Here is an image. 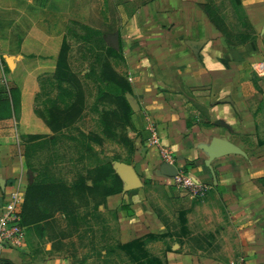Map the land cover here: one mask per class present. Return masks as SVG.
Masks as SVG:
<instances>
[{
  "label": "crops",
  "instance_id": "crops-1",
  "mask_svg": "<svg viewBox=\"0 0 264 264\" xmlns=\"http://www.w3.org/2000/svg\"><path fill=\"white\" fill-rule=\"evenodd\" d=\"M24 1L38 9L35 26L45 36H67L70 55L72 25L118 26L107 41L120 52L117 71L131 87L130 146L113 165L123 190L100 209L115 215L118 240L165 239L167 264H232L238 258L264 264V143L256 136L249 82L254 66L264 65V0H242L257 38L236 48L202 10L206 0ZM15 64L0 51V217L16 192L26 197L35 183L29 146L55 136L28 139L45 130L36 98L41 79L51 73L36 77L30 103L18 112L11 97ZM8 99L10 106H3ZM150 124L172 150L174 166L148 146ZM175 170L206 183V197L192 199L176 189ZM153 188L162 195L154 196ZM179 220L185 225L180 232L173 225ZM23 224L26 247L7 250L3 264H73L58 223L28 224L23 214Z\"/></svg>",
  "mask_w": 264,
  "mask_h": 264
},
{
  "label": "rangeland",
  "instance_id": "rangeland-1",
  "mask_svg": "<svg viewBox=\"0 0 264 264\" xmlns=\"http://www.w3.org/2000/svg\"><path fill=\"white\" fill-rule=\"evenodd\" d=\"M213 1L212 7L216 15L221 16L226 26L234 31V25L240 22L234 4L230 0ZM117 27V24H113L95 30L87 25L75 24L70 28L69 36L73 44L70 61L73 71L81 78L86 89V109L76 125L29 146L28 159L34 182L60 181L71 186L75 180L91 175L96 169L114 165L121 158L122 151L128 150L127 142L124 140L127 128L105 120V114L113 109L111 103L117 95L115 88L120 89L113 72H117V66L122 64L123 58L110 49V42L107 41L111 31ZM249 82L252 86L250 104L256 118V136L258 143L263 144L264 74L254 70ZM40 83L41 91L36 98L38 113L47 115L50 109H65L73 102L75 96L69 86L58 84L50 76L42 78ZM100 184L110 183L101 180ZM152 190L154 196L162 195L160 189ZM76 217L78 222L75 225H83L76 231L69 225L74 217L61 216L57 225L59 232L70 235L61 242L65 255L73 264H109L110 258L114 255L116 259L112 264H142L112 253V246L119 241L114 214L103 210H85ZM173 225L174 230L178 232L185 228L184 220H179ZM167 242L162 238L148 236L144 245L148 261L159 259L161 264H166L169 251L165 247ZM151 262L148 264H152Z\"/></svg>",
  "mask_w": 264,
  "mask_h": 264
},
{
  "label": "trees",
  "instance_id": "trees-1",
  "mask_svg": "<svg viewBox=\"0 0 264 264\" xmlns=\"http://www.w3.org/2000/svg\"><path fill=\"white\" fill-rule=\"evenodd\" d=\"M230 1L234 4L240 19V22L238 21L234 25L236 34L226 26L221 16L216 15L212 7L213 0H206L201 4V8L223 35L228 46L236 48L254 41L257 38V32L243 7L242 0ZM37 19L38 9L28 2L0 0V51L2 54L16 58L13 76L17 88L11 94L14 107L20 112L25 102L30 103L36 85V77L46 73H51L53 80L58 84L69 86L73 90L75 98L67 108H52L47 112V115L38 113L36 110V114L42 118L45 130L29 135V141H38L49 135H58L76 125L82 118L87 103L86 89L81 78L71 67L72 45L67 36L62 39L48 38L36 28ZM110 49L120 54L113 48ZM106 65L109 66V63L106 62ZM113 73L114 77L118 79L120 89L115 88L117 95L111 103L113 109L105 114V120L106 122L113 121L117 125L121 124L127 128L133 113V106L128 99L131 87L128 80L118 71ZM2 105L10 106V100L3 101ZM124 140L129 147L130 140L127 134ZM101 180L110 184L101 185ZM122 190L123 181L113 165L96 169L91 175L75 180L71 186L60 181L54 183L35 182L28 188L23 204L22 218L24 214V219L28 224L46 222L47 225H54L59 223L58 214L66 218L74 217L69 225L76 231L83 227L82 224L75 225L78 222L77 215L85 210L100 211L101 207L106 205L108 196L120 193ZM59 237L67 239L70 235L62 233ZM145 239L141 238L129 243L118 241L112 246V253L125 256L129 261L148 264L151 261H148V255L144 250ZM115 257L114 255L110 258L109 264L115 262ZM151 263L161 264L159 259Z\"/></svg>",
  "mask_w": 264,
  "mask_h": 264
},
{
  "label": "built area",
  "instance_id": "built-area-1",
  "mask_svg": "<svg viewBox=\"0 0 264 264\" xmlns=\"http://www.w3.org/2000/svg\"><path fill=\"white\" fill-rule=\"evenodd\" d=\"M254 70L264 74V65H256ZM146 131L148 146L158 152L164 164L174 165V154L169 147L161 144L158 129L150 124ZM171 179L176 189L192 199L205 198L210 189L206 183L199 181L187 170H178ZM24 200L25 197L16 192L0 217V264L4 263V254L7 250L22 251L26 247V227L22 218ZM232 264H246V261L244 258H238Z\"/></svg>",
  "mask_w": 264,
  "mask_h": 264
},
{
  "label": "water",
  "instance_id": "water-1",
  "mask_svg": "<svg viewBox=\"0 0 264 264\" xmlns=\"http://www.w3.org/2000/svg\"><path fill=\"white\" fill-rule=\"evenodd\" d=\"M131 104H132V102H131ZM132 106H133V105H132ZM164 165H168V164H164ZM170 166H174V165H170ZM177 171H178V170H175V171L171 174V177L174 176V175L177 173ZM133 177H134V176H133ZM133 177H132L133 181H136V178H133ZM139 185H140V184H139Z\"/></svg>",
  "mask_w": 264,
  "mask_h": 264
}]
</instances>
